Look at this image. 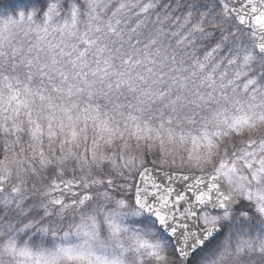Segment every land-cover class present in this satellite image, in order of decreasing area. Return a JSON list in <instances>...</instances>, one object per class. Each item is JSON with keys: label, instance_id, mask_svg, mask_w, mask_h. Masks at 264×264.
Masks as SVG:
<instances>
[{"label": "snow or ice", "instance_id": "obj_1", "mask_svg": "<svg viewBox=\"0 0 264 264\" xmlns=\"http://www.w3.org/2000/svg\"><path fill=\"white\" fill-rule=\"evenodd\" d=\"M0 264H264V0H0Z\"/></svg>", "mask_w": 264, "mask_h": 264}]
</instances>
